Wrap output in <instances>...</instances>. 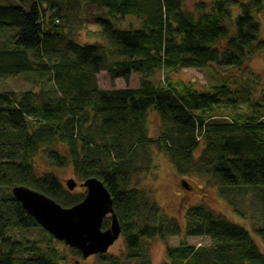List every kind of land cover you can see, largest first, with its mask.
Here are the masks:
<instances>
[{
    "label": "trees",
    "instance_id": "16d2710c",
    "mask_svg": "<svg viewBox=\"0 0 264 264\" xmlns=\"http://www.w3.org/2000/svg\"><path fill=\"white\" fill-rule=\"evenodd\" d=\"M74 1L0 2V34L6 36L0 40V82L25 73L41 77L39 90H0V264L64 260L62 242L23 208L12 188L26 185L71 207L85 193L61 181L56 170L68 166L82 181L103 180L113 196L127 253L99 254L101 261L151 264L149 239L183 231L138 186L136 177L151 167L152 146L182 179L206 175L223 189L255 187L264 210V90L250 68L264 54L257 18L264 0H197L193 11L186 0H77L72 11ZM87 7L100 10L92 20L81 17ZM109 15L137 16L143 27L117 28ZM92 24L100 26L88 30L98 40L79 43L81 30ZM208 66L220 82L207 89L170 76ZM102 71L127 81L139 73L140 85L103 89ZM158 71L165 76L156 83ZM151 112L161 119L156 138ZM39 153L51 164L41 173ZM110 224L106 217L103 229ZM255 231L263 245L208 204H195L186 213L185 236L166 247L164 264H264V226ZM187 237L211 243L196 246Z\"/></svg>",
    "mask_w": 264,
    "mask_h": 264
},
{
    "label": "rangeland",
    "instance_id": "374dc122",
    "mask_svg": "<svg viewBox=\"0 0 264 264\" xmlns=\"http://www.w3.org/2000/svg\"><path fill=\"white\" fill-rule=\"evenodd\" d=\"M7 0H0L6 2ZM197 0H186V9L193 11ZM210 1V0H205ZM246 1V0H242ZM75 6L71 7L74 11L78 5V1H74ZM100 10L96 7H87L82 11L81 17L87 16L91 20ZM235 15L239 12V6L233 7ZM108 18L113 24L120 29H140L143 27V20L137 16L128 15L121 16L109 15ZM258 21L261 25L260 36L264 39V10L257 14ZM90 31H100V26L97 24L88 25V29L81 30V36H78L77 41L81 44L94 43L98 39ZM5 35L0 34V40L5 39ZM101 42V40L99 39ZM250 68L258 77L261 88L264 90V54L260 53L254 57ZM229 69V68H228ZM220 73H225V68H218ZM232 70L233 69H229ZM211 66L201 70L186 68L177 72H170L173 80H183L186 82L195 83L201 89H207L215 83L220 82L219 75H214ZM165 74L161 71L156 72L152 78L154 82H162ZM99 85L103 89L112 88H137L140 85L141 75L133 73L127 81L123 78L112 80L106 71H102L99 76ZM41 77L36 73H25L15 77L5 79L0 82L1 91L20 92L24 90L34 89L39 90L41 87ZM228 114V112H226ZM161 119L155 112H151L149 118V130L152 137H157L160 133ZM152 164L148 171L138 175V186L152 193L155 201L162 207L163 212L172 218L177 219L182 224V235L168 237L162 239L160 237L149 239V257L151 264H164L167 258L166 247L176 246L180 243L182 237L185 236L186 213L190 206L195 204H208L213 210L226 216L229 220L241 224L249 229L255 236L256 240L263 245L262 239L257 236L255 229L264 226V210L259 201L257 189L255 187H230L223 189L216 185L211 177L206 175H192L182 179L181 175L177 174L170 159L161 153L156 146H152ZM201 150L196 151L200 154ZM196 155V154H195ZM197 156V155H196ZM38 171L41 173L44 169H48L51 164L46 160L42 153L37 156ZM55 170V169H53ZM63 184L67 187L66 181L74 178L78 182L77 188L74 190L78 193H85L86 188L80 185V179L74 172L71 166L56 170ZM229 199L234 202L230 204ZM190 244L199 246L201 244L211 243L207 237H187ZM64 260L61 264H104L101 261L100 255H93L87 259L75 253L74 248L65 245L62 242ZM127 248L121 236L109 249V254L126 255Z\"/></svg>",
    "mask_w": 264,
    "mask_h": 264
},
{
    "label": "water",
    "instance_id": "95a60500",
    "mask_svg": "<svg viewBox=\"0 0 264 264\" xmlns=\"http://www.w3.org/2000/svg\"><path fill=\"white\" fill-rule=\"evenodd\" d=\"M66 183L70 191L78 186L74 178ZM80 185L86 188L85 197L71 207H64L26 185H15L12 193L43 229L65 245L78 249L87 259L92 255L107 254L122 235V226L114 210L113 196L103 180L89 177ZM106 217L111 218V224L103 229Z\"/></svg>",
    "mask_w": 264,
    "mask_h": 264
},
{
    "label": "flooded vegetation",
    "instance_id": "af4514ba",
    "mask_svg": "<svg viewBox=\"0 0 264 264\" xmlns=\"http://www.w3.org/2000/svg\"><path fill=\"white\" fill-rule=\"evenodd\" d=\"M77 188V187H76ZM121 237V236H120Z\"/></svg>",
    "mask_w": 264,
    "mask_h": 264
}]
</instances>
